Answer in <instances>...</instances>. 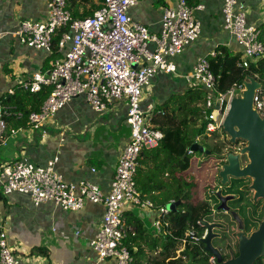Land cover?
<instances>
[{
	"label": "built area",
	"instance_id": "1",
	"mask_svg": "<svg viewBox=\"0 0 264 264\" xmlns=\"http://www.w3.org/2000/svg\"><path fill=\"white\" fill-rule=\"evenodd\" d=\"M45 1L46 20H24L13 33L20 44L50 53L56 32L65 30L57 48L63 53L62 57L52 60L47 71L37 72L17 83V90L29 93H38L43 87L50 88L40 110L25 117L29 126L35 130L42 127L77 97H84L96 113H103L110 105L125 101L130 140L119 157L107 193L88 181L78 184L66 182L55 171L57 158L44 166L34 165L25 159L6 163L0 169V191L3 195H28L36 206L53 202L64 211H79L86 203L103 205L100 226L88 241L89 248L97 256L94 264L106 261L131 264L132 256L124 241L128 234L134 235V231L126 226L125 214L131 210L145 211L153 207L151 200L141 198L136 186L139 157L143 150L156 148L164 137L161 128L151 124L153 108L148 107L145 112L141 110V97L156 74L175 73L173 59L195 43L200 35V25L194 19L193 11L203 7H191L188 0H177L175 6L169 5L163 9L161 32L155 35L146 26L134 22L128 13L141 0H101L99 8L84 19H73L65 0ZM258 1L264 9V0ZM221 13L224 30L242 48L243 58L237 66L246 68L250 62L262 58L264 46L259 40V29L247 24L246 15L238 7L237 0H224ZM3 36L0 30V39ZM190 77L192 87H202L206 92L202 103L206 132L220 130L228 101L235 92L241 91V84L233 85L225 94H217L216 78L210 71L206 57L196 61ZM14 92V89H9L0 99V131L5 127L1 101ZM218 100L219 106L215 109ZM253 107L264 117L262 90L257 91ZM17 117L24 119L21 113ZM166 205L158 208L159 216L152 224L156 230H160L168 214ZM199 227H204L200 221L185 233L177 255L185 245L197 244L206 236L205 227L203 234L198 235ZM0 264H20L3 230L0 231ZM210 264H218L215 257L211 256Z\"/></svg>",
	"mask_w": 264,
	"mask_h": 264
},
{
	"label": "crops",
	"instance_id": "2",
	"mask_svg": "<svg viewBox=\"0 0 264 264\" xmlns=\"http://www.w3.org/2000/svg\"><path fill=\"white\" fill-rule=\"evenodd\" d=\"M92 1L100 5L99 1ZM176 1L141 0L128 13L134 22L146 26L151 34L159 35L163 9L175 6ZM223 3L224 0H188L191 7H203L193 11V17L200 25V35L195 43L173 59L175 73H158L151 79L141 97L142 111L152 107L154 113L157 106L190 88V76L199 58L220 49L227 53L228 59L243 58L242 48L223 28ZM237 3L245 13L248 25L259 28L264 24V9L258 0H237ZM46 18L45 0H0V30L4 33L0 39V99L9 89L16 91L19 80L49 69L51 53L22 45L13 35L22 21L43 22ZM62 55L59 52V58ZM126 111L125 101H119L103 113H96L84 97H77L37 130L28 126L12 129L7 134L4 127L3 133L0 131V169L11 160L25 159L44 166L57 158L55 171L66 182L88 181L107 193L119 157L130 140ZM151 124L157 127L153 120ZM2 134L6 138H2ZM194 138L201 145L199 140L196 141L198 137ZM176 177L182 181L189 174L180 173ZM158 194V191L152 192L147 199L152 201ZM155 208L131 210L126 214L135 213L150 227L159 216L158 207ZM103 214L101 204L86 203L79 211H64L53 202L36 206L28 195H3L0 192V230L6 234L20 264H94L97 256L89 248L88 241L97 232Z\"/></svg>",
	"mask_w": 264,
	"mask_h": 264
},
{
	"label": "trees",
	"instance_id": "3",
	"mask_svg": "<svg viewBox=\"0 0 264 264\" xmlns=\"http://www.w3.org/2000/svg\"><path fill=\"white\" fill-rule=\"evenodd\" d=\"M65 2L73 19L89 17L99 7L92 0H65ZM258 29L259 40L264 46V24ZM63 31L65 30L59 29L53 37L52 51L50 52L52 60L59 58L57 48ZM206 58L210 71L216 78L217 94H225L233 85H240L246 75L255 77L264 85V56L255 62H250L246 68L237 66V63L241 61L239 56L228 59L227 53L223 49ZM49 92L50 88L48 87H43L38 93L16 90L13 95L2 100L1 104L5 112L2 119L7 134L12 129L28 127L29 124L25 117L31 112L40 110ZM262 92L264 93V87ZM205 95L206 92L202 87L190 86L183 94L173 96L154 110L153 122L161 128L164 137L156 148L141 152L135 176L136 186L143 200L147 199L152 192H159L157 197L152 200L153 207L159 208L171 201H179V204L174 211H168L161 223L160 230H156L153 225L146 226L133 212L125 215L126 226H131L134 231V235L128 234L124 241L132 256L131 264H210L212 255L205 251L201 241L197 244L185 245L183 251L177 255L181 240L192 226H196L198 221L214 225V221H210L213 211L214 214L222 212L217 211L219 201L215 194H211V191L217 190V186L214 187L206 183L204 185L205 198L199 197L192 200V193H195L197 183L190 177L182 181L176 177L180 173H191L190 175H192L189 164L190 154H187L186 151L195 142V136L201 143L200 139H206L209 134L206 132V121L202 114ZM19 113L24 115V119L17 117ZM2 138H6V136L2 134ZM207 147L206 150L210 151V154L206 155L202 165L210 164L211 167H215L212 172L216 174V167L221 164L220 160L225 145ZM149 157L151 160L147 161ZM241 186L238 181H233L229 188L224 189V193H233L239 196L237 202L242 201L244 205L239 208L238 213L241 215L240 217L244 218L248 212L247 203H245L247 193ZM224 217L225 215L222 214V218ZM246 226L248 228V224ZM204 229V227L197 228L199 236L203 234ZM215 230L219 229L216 227ZM223 232L226 239L231 237L230 222L225 223ZM212 243L221 253L227 252L225 239L216 237ZM150 255L154 257L150 258ZM255 264H264V260L260 259Z\"/></svg>",
	"mask_w": 264,
	"mask_h": 264
},
{
	"label": "water",
	"instance_id": "4",
	"mask_svg": "<svg viewBox=\"0 0 264 264\" xmlns=\"http://www.w3.org/2000/svg\"><path fill=\"white\" fill-rule=\"evenodd\" d=\"M241 87V91L235 92L228 101V109L222 119L220 130L225 134L230 145H236L237 141L246 142L247 145L237 153L232 151L223 153L216 177L221 187L230 184L231 179H250L248 190L253 192V200L256 201L258 198H264V117H261L253 106L257 91L262 90L264 85L255 77L246 75L241 82ZM219 102V100L216 102L215 109H218ZM189 151L210 154L197 142L189 146L186 152ZM243 156L248 158V164L242 167L240 159ZM215 196L220 202L217 211L227 213L231 221L236 223L237 228L234 233L237 241L236 254L229 249V257L226 260L222 258L221 252L212 243L218 236V233L213 231L216 225L212 223L203 224L207 229L206 236L201 240L205 251L215 257L218 264H255L260 259L264 260V218L257 229L247 236L243 219L236 210L226 205L232 197H222L220 190L215 192ZM178 204L179 201L169 203L166 209L172 212Z\"/></svg>",
	"mask_w": 264,
	"mask_h": 264
},
{
	"label": "flooded vegetation",
	"instance_id": "5",
	"mask_svg": "<svg viewBox=\"0 0 264 264\" xmlns=\"http://www.w3.org/2000/svg\"><path fill=\"white\" fill-rule=\"evenodd\" d=\"M220 135L216 136L215 138H212L211 143L214 144L215 146H218V147L222 146V145H225V148L223 149V153L226 152V151H232L234 153H237L242 147L247 145L246 142L243 143L241 141H237L236 145H230L228 143V139L225 136V134H220ZM205 140L206 141L209 140V135H207ZM213 146H211V147H213ZM240 160H241V166L242 167L248 164V158H246V156L241 157ZM220 165L221 164H218V167ZM218 167H216L217 168L216 169V175L218 173ZM216 179H217L216 180L217 181V184H216L217 185V190H220L221 196L222 197H226V196H231L232 197L231 200L227 201V203H226V205L232 210H236L238 212L239 208L242 205H244V204L242 203V201L241 202H237L238 199H239L238 195L233 194V193H228V194L224 193V189L229 188L232 185L233 181H238L242 185L241 188L243 189V191H245L247 193L246 197H245V203H247L248 212H247V216L246 217H244V218L241 217V218L243 219V221L245 220L244 228H245L246 224H248V228H247V226L245 228V233H246L247 236H249L252 231L257 229L259 223L264 218V198H258L256 201L253 200V192L248 190V186L251 183L250 179H248V178L245 179V180L231 179L230 180V184H228L225 187H221L218 184V182H219L218 178H216ZM219 205H220V202H219ZM216 213L218 214V212H216ZM219 214H221V215L224 214L225 217H224V220L220 219L219 222H213L214 225H216V227L217 226L219 227V228L217 227V229H219V230H214V231L215 232L217 231V233H218L217 238L225 239V246H226L227 252L226 253H221V255H222V258H225L224 260H226L229 257V254H228V250L229 249H231L232 253L236 254L237 241H236V239L234 237V233H235V228H237V226H236L235 222L231 221V218H230V216L227 213L221 212ZM239 216H241V215L239 214ZM228 222L231 223V231H233V232H232L231 237L229 239H226V236L224 235V232H223V228L225 227V223H228Z\"/></svg>",
	"mask_w": 264,
	"mask_h": 264
},
{
	"label": "rangeland",
	"instance_id": "6",
	"mask_svg": "<svg viewBox=\"0 0 264 264\" xmlns=\"http://www.w3.org/2000/svg\"><path fill=\"white\" fill-rule=\"evenodd\" d=\"M97 1H99V0H95V2H97ZM220 134H223L222 132L220 133V130H217L213 133L207 134V135H209V140L206 141L205 139H203L201 142V145L203 147H205V149L208 148L207 146H213L214 144L211 143L212 138H215L216 136H218ZM206 157L207 156L205 154H202V153H190V155H189V158H190L189 164H190V169L192 170V175H190L191 174L190 173L189 177L192 179V181H195L197 183V188L195 190V193H192V200L197 199L199 197L205 198L204 185L206 183H209V184L213 185L214 187L217 186L216 185L217 184L216 174L212 172V170H215V167H211L210 164L209 165L205 164V166L202 165V161ZM10 162H14V161L11 160ZM203 167H204V169H203ZM194 170H195V173H197V174L193 173ZM218 184H219V182H218ZM220 219L224 220V218H222L221 214H217V213L214 214L213 213L210 221L219 222ZM235 231H236V228H235ZM215 233H217V231Z\"/></svg>",
	"mask_w": 264,
	"mask_h": 264
},
{
	"label": "clouds",
	"instance_id": "7",
	"mask_svg": "<svg viewBox=\"0 0 264 264\" xmlns=\"http://www.w3.org/2000/svg\"><path fill=\"white\" fill-rule=\"evenodd\" d=\"M220 132H221V130H220ZM212 133H213V132H212ZM216 169H217V168H216ZM215 192H216V191H214V193H213V194H215ZM169 203H170V202H169ZM169 203H167V204H169ZM165 205H166V204H165ZM213 213H214V212H213Z\"/></svg>",
	"mask_w": 264,
	"mask_h": 264
}]
</instances>
